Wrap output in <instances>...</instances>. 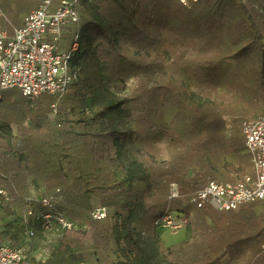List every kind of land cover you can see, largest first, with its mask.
<instances>
[{
	"label": "trees",
	"instance_id": "1",
	"mask_svg": "<svg viewBox=\"0 0 264 264\" xmlns=\"http://www.w3.org/2000/svg\"><path fill=\"white\" fill-rule=\"evenodd\" d=\"M98 1L100 6L105 8L107 18H127L129 19L127 21L134 23L140 15L141 3L144 2V0H93L79 5L81 20L84 22L82 33L81 30L72 31L73 27L64 32V43L65 39L69 38L72 43L78 34V47L71 55L70 64L78 69L79 78L69 87L71 90L68 89L61 97L42 94L35 100L27 99L19 93L18 101L2 106L1 113L6 121L0 118L1 129L8 127L12 121L22 122L27 114L30 117V125L25 126L22 123L18 135H13L10 129L0 130L2 135L0 186L11 188L15 184L21 187L19 189L22 191H26L30 186L27 180L32 178L46 193L61 189L63 195L61 207L65 214L72 220L88 222L90 227L88 230H66L60 242L62 252L72 247L78 248L82 259L90 264H145L144 249L135 234L137 221L134 216L135 206L130 204L132 201L130 193L134 188L131 189L124 179L117 177L113 154L110 151V142H114L115 145L114 139L118 131L114 128L109 130L102 128L100 120L107 112L121 110L124 104L129 103L130 107L146 112L159 94L154 91L156 85L150 80L147 66L138 65L145 73L131 97L118 102L102 103L94 114H88L87 107L84 106L94 105L95 99L97 100L94 91L103 90L100 79L107 69L105 66L100 68L96 66L98 70L95 66L91 67V64L96 62L99 64L101 61L98 40L111 41L114 31L112 24H115L112 21L108 22L104 16L103 18L93 14V3ZM199 1L203 3L204 0H197L195 4L198 6L191 8H195L198 15L202 14L204 8H210L215 12L220 11L222 16L226 11L231 20L225 24L230 27H236L234 22L238 21L236 23L240 31L233 45L239 49L235 54L240 55L247 50L264 53V0H215L214 3L210 2L211 5H201ZM230 14L238 18L233 21L234 18ZM211 31L212 29L209 32L213 35ZM126 33L128 34V31ZM163 40L164 37L158 42L157 39L148 42L158 47L159 43L162 45ZM205 44L211 45L209 42ZM200 45L202 44L196 43L194 46ZM179 50L184 52L182 48ZM210 55H204L203 60L197 61L190 58L186 66L192 67L196 64L214 66L220 57L225 58L221 54ZM155 61L161 63V57L159 61L158 59ZM155 61L154 63H157ZM259 62V66L264 67V57L259 59ZM92 71L95 74L91 75ZM159 90H162L160 94L164 98L172 100L175 107L180 110L176 131L183 146L177 147L175 155L168 161L150 163L151 180L156 189L154 195L156 202L150 211L157 213V216L166 209L172 211L184 209L183 199L189 200L204 186L205 180L202 177L209 172V166L203 153L199 154L198 150L205 142L210 141L207 136L197 137L199 132L210 126V115L201 116L198 107H195L196 113H192L190 100L180 92L172 79ZM53 103H57V113L51 118L50 113L54 111ZM244 119L245 117H241L240 121ZM163 129L168 133L165 127ZM93 138H96V142ZM230 151L233 153L232 144ZM24 156L25 165L21 161ZM84 157L88 159L86 161L88 164L82 165L79 161ZM192 166H196L198 171L194 176H189L188 172ZM170 181L179 184L182 194V197L173 200L175 206L170 204L167 198ZM14 198L23 201L21 195H15ZM97 206L107 207L106 218L101 220L92 218L90 212ZM196 209L203 222L202 229L195 241L181 246L171 264H221L220 259L223 255H227V264H264V201L248 203L229 211H218L210 205ZM35 222H41L43 225L41 220L33 218L30 220L32 228ZM2 229L0 226V236ZM63 254H66V257L64 255L60 258L53 257L44 264H62L63 259L69 258L67 253Z\"/></svg>",
	"mask_w": 264,
	"mask_h": 264
},
{
	"label": "rangeland",
	"instance_id": "2",
	"mask_svg": "<svg viewBox=\"0 0 264 264\" xmlns=\"http://www.w3.org/2000/svg\"><path fill=\"white\" fill-rule=\"evenodd\" d=\"M196 1L144 0L135 23L127 21L129 20L127 18H107L105 8L100 6L99 1L93 3L92 8L93 14L104 16L108 22L112 21L115 24H112L114 38L112 36L111 41L98 40L101 61L99 64L97 62L91 64V67L95 66L97 69L105 66L107 69L100 79L103 90L94 91L97 98L94 105L84 106L87 107L88 114H94L102 103L118 102L131 97L145 73L141 66H147L150 80L156 85L154 91L159 94L146 112L130 107L129 103L122 106L123 110L107 112L100 120L102 128L106 130L114 128L118 131L114 139L115 145L114 142H110V151L113 154L117 177L124 179L131 189L134 188L130 193L132 200L130 204L135 206L134 216L137 219L135 234L144 249L145 264H171L181 246L195 241L203 226L198 210L191 205L187 209L192 216L189 227L177 231L154 227L157 213L151 212L150 208L156 202L154 198L156 189L151 180L150 163L168 161L175 155L176 148L183 146L176 131L180 110L175 107L172 100H167L160 94L162 90L159 89L163 84L170 79L174 80L180 92L190 100L192 113H196L195 107H198L201 116L210 115V126L197 134L198 138L206 136L210 138V141L205 142L198 150L199 154L203 153L209 166V172L202 179L214 177L218 180L236 181L246 174L255 172L251 154L246 147L242 122L264 112V67L259 66V59L264 57V53L247 50L240 55L235 54L239 49L233 45L240 31L236 23L238 21H235L238 17L234 18V14H230L236 25L230 27L225 24L231 20L226 11L222 16L220 11L204 8L202 14L198 15L195 8L191 9L198 6L195 4ZM214 1L204 0L203 3L199 1V4L211 5ZM38 2L39 0H0V27L11 30ZM83 23L81 20L80 24L71 30H81L82 33ZM210 29L213 35L209 32ZM117 31L121 33L116 34ZM163 37L162 45L159 43L158 47L148 42L156 39L158 42ZM206 42L211 45L206 46ZM196 43L202 45L195 47ZM70 44L71 39H65V48ZM217 44L222 46L218 47ZM180 48L184 52H180ZM207 54H211L210 56L221 54L225 58L220 57L214 66L198 64L186 66L190 58H195L196 61L203 60ZM160 57L161 63L155 61L156 59L159 61ZM90 74L95 72L92 71ZM18 100L17 89L3 91V100L0 101L2 120L6 121L1 113L2 106ZM50 116L54 118L53 113H50ZM241 117H245L242 122ZM27 118H30L29 114L22 122L12 121L8 125L9 128L0 130L15 131L27 121ZM227 124L232 127L229 128ZM164 127L168 133L164 132ZM96 138H93V141L96 142ZM231 144L233 153H230ZM87 160L84 157L79 162L85 165L88 164ZM196 171H198L196 166H192L188 174L194 176ZM167 198L170 204L175 206L174 199H170L168 195ZM185 202L187 199L184 198L183 205ZM92 203L95 205L93 199ZM23 205V201L18 198L13 197L8 201L0 199V226L3 227L0 240L12 241V245L39 259L41 264L45 263L43 260H48L47 256L49 259H52V255L57 258L63 255L66 257L63 252L67 253L69 258L63 259L62 264L86 262L78 248L72 247L63 252L60 250L62 234L56 228L46 230L41 222H35L32 228L34 234L31 235L21 218ZM208 221L211 222L210 219ZM220 263L227 264V255L221 257Z\"/></svg>",
	"mask_w": 264,
	"mask_h": 264
},
{
	"label": "built area",
	"instance_id": "3",
	"mask_svg": "<svg viewBox=\"0 0 264 264\" xmlns=\"http://www.w3.org/2000/svg\"><path fill=\"white\" fill-rule=\"evenodd\" d=\"M93 0H40L38 5L23 18L22 24L9 35L0 27V101L3 91L17 89L30 100L42 94L63 96L78 80L79 71L70 64L73 51L78 47V34L69 47L64 45V32L78 25L81 20L79 5ZM53 116L57 103H53ZM25 125H30L28 122ZM228 125V124H227ZM229 128L232 125H228ZM248 153L254 164V174H246L236 181H222L212 177L205 179L187 202L184 209L161 211L154 220L155 229L173 231L189 227L192 216L188 207L202 208L207 205L218 211L236 210L240 206L264 201V112L242 122ZM0 134V138H1ZM10 153H8L9 155ZM15 188V187H14ZM31 191L23 196L25 208L22 221L33 235L30 220L43 222L46 230L56 228L61 234L66 230H88L89 223L70 219L61 207L63 195L60 188L46 193L35 182ZM15 190H17L15 188ZM168 197H182L179 184L169 183ZM0 199L10 200L8 189L0 186ZM93 219L106 218L108 209L97 206L90 212ZM84 224V225H82ZM0 264H40L22 248L0 240Z\"/></svg>",
	"mask_w": 264,
	"mask_h": 264
},
{
	"label": "crops",
	"instance_id": "4",
	"mask_svg": "<svg viewBox=\"0 0 264 264\" xmlns=\"http://www.w3.org/2000/svg\"><path fill=\"white\" fill-rule=\"evenodd\" d=\"M40 1V0H39ZM39 3V2H38ZM38 3L36 4V6L38 5ZM36 6H34L33 8H35ZM32 8V9H33ZM31 9V10H32ZM26 15V14H25ZM25 15H23L22 16V18H21V20L11 29V30H8V33H9V35H12L13 33H14V30L17 28V27H19L21 24H22V22H23V18H24V16ZM64 45H65V43H64ZM63 45V46H64ZM29 118H27L26 120H28ZM27 121H25L24 122V125H25V123H26ZM30 123V122H29ZM25 126H27V125H25ZM29 126V125H28ZM12 133H13V135H18L19 134V128H17L15 131H13L12 130ZM1 139V138H0ZM25 160H26V158H25V156H24V158L21 160L22 161V164L23 165H25ZM190 176V175H189ZM209 176H211V175H209ZM242 177V176H241ZM214 178V177H213ZM216 179V178H215ZM28 182H30V184L31 183H33V179L32 178H28V180H27ZM222 181H225V180H222ZM226 181H228V180H226ZM35 183H38V182H36V181H34ZM17 189V190H15V188ZM5 188H7L8 189V192H9V196H10V199L11 198H13L15 195L17 196H20L21 195V197L23 198V196L25 195V194H28L30 191H31V189H30V186L27 188L28 190H26V191H22L21 189H19V187H17L15 184H13L12 185V187L11 188H8V187H5ZM23 202H24V199H23ZM24 205H25V203H24ZM23 210H24V208H23ZM23 214V213H22ZM61 240V239H60ZM3 241V240H2ZM11 244H12V241H11ZM49 253H51L52 251H48ZM29 255V254H28ZM52 258H53V255L51 256ZM34 258V257H33ZM48 260L47 261H49L50 259H49V257L47 256L46 257ZM35 259H37V258H35ZM38 261H39V259H37ZM46 260H43V262H47ZM39 263H40V261H39ZM80 264H88V263H80Z\"/></svg>",
	"mask_w": 264,
	"mask_h": 264
},
{
	"label": "bare ground",
	"instance_id": "5",
	"mask_svg": "<svg viewBox=\"0 0 264 264\" xmlns=\"http://www.w3.org/2000/svg\"><path fill=\"white\" fill-rule=\"evenodd\" d=\"M183 2H186L187 0H182Z\"/></svg>",
	"mask_w": 264,
	"mask_h": 264
}]
</instances>
